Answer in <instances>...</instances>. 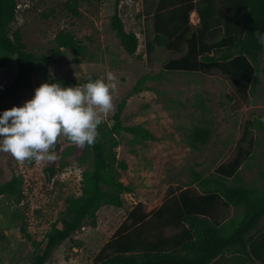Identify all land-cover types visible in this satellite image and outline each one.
<instances>
[{
    "label": "rangeland",
    "instance_id": "obj_1",
    "mask_svg": "<svg viewBox=\"0 0 264 264\" xmlns=\"http://www.w3.org/2000/svg\"><path fill=\"white\" fill-rule=\"evenodd\" d=\"M16 18L10 31L19 30L27 50L37 57H52L44 80L42 64L6 100L7 110L23 106L44 82L66 80H106L112 71L118 78L114 93L115 111L103 118L109 126L122 100L126 101L121 115L122 126L146 129L151 140H141L120 131L116 138L117 158L127 165L120 181L132 191L122 196L120 208L102 207L94 227L84 226L58 246L46 264H90L101 247L124 221L129 211L140 204L146 213L157 210L166 200L184 190L198 193L196 176L212 177L215 169L232 160L246 129L254 138L250 157L241 165L238 175L248 186H259L264 180V56L261 58L258 84L247 99L233 109L238 99L230 81L221 73L209 74L164 71L163 66L179 54L162 47L145 53V40L152 38L151 0H121L118 14L127 32L138 38L135 54L121 48L116 33L110 27L114 0H78L79 15L68 12L64 4L71 0H16ZM192 30L198 25L195 12L190 15ZM60 31L71 33L86 47L85 57H77L73 49H62L57 56L55 36ZM215 33L207 39L214 44L221 39ZM218 53L217 55H219ZM17 76L15 58L0 70V92ZM206 129L208 139L193 142L192 132ZM67 143L61 138L54 151L58 159L20 165L9 154L0 152V184L14 176L22 179V199L0 196V264H29L37 252L25 237L44 245L52 225L62 227L70 220L66 199L81 194L82 174L91 170V160H80L77 152L64 154ZM63 165V166H62ZM56 174L48 177V168ZM233 184L232 180L225 181ZM240 209L229 208L225 215L238 218ZM264 219L253 232H261Z\"/></svg>",
    "mask_w": 264,
    "mask_h": 264
},
{
    "label": "trees",
    "instance_id": "obj_2",
    "mask_svg": "<svg viewBox=\"0 0 264 264\" xmlns=\"http://www.w3.org/2000/svg\"><path fill=\"white\" fill-rule=\"evenodd\" d=\"M121 0H114L110 27L128 55L136 53L138 38L127 32L118 14ZM152 38L145 40V53L150 56L162 47L175 54L164 71L209 74L219 72L232 84L238 99L233 109L247 99L249 91L258 84L262 47L254 33H264V0H151ZM78 0L67 1L65 9L78 16ZM17 1L0 0V70L15 58L17 76L0 92V114L7 110L6 100L41 63L44 80L52 57H37L27 50L19 30L10 31L16 18ZM195 12L198 25L192 30L190 15ZM215 33L221 39L208 44ZM55 53L73 49L75 59L85 57L86 47L71 33L60 31L54 39ZM220 53L219 55H217ZM264 73V67L262 68ZM88 80H66L69 86L83 85ZM126 101L122 100L113 116V124L103 122L92 146L80 148L69 143L64 154L77 152L80 160L90 159L91 170L82 174L81 194L66 199L70 220L62 227L52 225L41 243L25 234L37 251L29 264H46L54 250L84 226L94 227L97 212L102 207L120 208L122 196L131 189L120 181L127 170L117 158L119 140L116 135L125 131L147 141L152 135L139 126H122L121 115ZM261 129L264 131V121ZM209 132L196 128L193 142L205 143ZM254 138L246 129L231 161L217 167L210 178L196 176L199 192L184 190L172 196L157 210L146 213L140 204L134 206L110 239L101 247L90 264H264V227L254 231L264 219V181L259 186H246L238 175L241 165L250 157ZM63 166V165H62ZM48 177L57 169L50 166ZM264 180V173L260 174ZM232 180L233 184L225 181ZM0 196L22 199V179L14 176L0 184ZM229 208L242 210L238 218L225 215Z\"/></svg>",
    "mask_w": 264,
    "mask_h": 264
},
{
    "label": "clouds",
    "instance_id": "obj_3",
    "mask_svg": "<svg viewBox=\"0 0 264 264\" xmlns=\"http://www.w3.org/2000/svg\"><path fill=\"white\" fill-rule=\"evenodd\" d=\"M254 35L264 47V33L257 30ZM117 90L118 78L112 71L106 80L88 77L83 85L40 84L23 106L0 114V152L30 165L57 160L54 149L61 138L80 148L92 146L103 118L115 111Z\"/></svg>",
    "mask_w": 264,
    "mask_h": 264
}]
</instances>
